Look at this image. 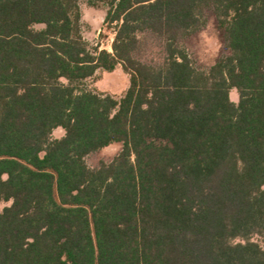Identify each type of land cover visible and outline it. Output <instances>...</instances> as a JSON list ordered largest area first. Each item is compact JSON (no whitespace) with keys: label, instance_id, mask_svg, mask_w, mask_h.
I'll return each mask as SVG.
<instances>
[{"label":"trees","instance_id":"1","mask_svg":"<svg viewBox=\"0 0 264 264\" xmlns=\"http://www.w3.org/2000/svg\"><path fill=\"white\" fill-rule=\"evenodd\" d=\"M85 1L113 52L81 0H0V264H264V0ZM209 9L230 55L204 71L183 42ZM119 68L121 97L85 88Z\"/></svg>","mask_w":264,"mask_h":264},{"label":"rangeland","instance_id":"2","mask_svg":"<svg viewBox=\"0 0 264 264\" xmlns=\"http://www.w3.org/2000/svg\"><path fill=\"white\" fill-rule=\"evenodd\" d=\"M83 18L82 33L84 39L89 43L91 48H97L100 51H112V44L115 38L114 29L104 24L106 11L103 9L90 8L85 0L80 2ZM208 24L206 28L189 37L183 42V47L194 61L199 70L207 71L213 67L218 60L230 55L226 48L223 32L219 30L217 19L213 10L206 11ZM42 29L43 26H37ZM167 57L165 47L162 41L153 37H148L147 51L141 57L145 64L159 66L165 62ZM63 82L67 83L65 80ZM130 87L129 77L121 68L113 73L99 71L97 79H90L85 83V88L89 91H100L113 96L121 97ZM231 100L238 104L239 94L233 89L230 95ZM65 136L62 129H57L53 133L54 139H60ZM122 151L121 144H114L111 147L91 154L86 158V163L91 169H98L102 163H111ZM2 204L1 209L10 206ZM256 241L261 242L258 238Z\"/></svg>","mask_w":264,"mask_h":264}]
</instances>
